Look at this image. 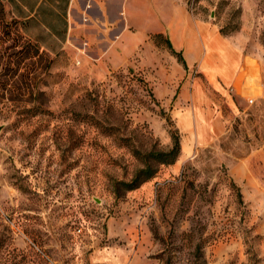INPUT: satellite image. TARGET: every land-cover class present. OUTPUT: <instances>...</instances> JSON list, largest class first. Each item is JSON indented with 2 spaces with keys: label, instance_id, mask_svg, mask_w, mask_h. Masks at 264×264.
Masks as SVG:
<instances>
[{
  "label": "rangeland",
  "instance_id": "rangeland-1",
  "mask_svg": "<svg viewBox=\"0 0 264 264\" xmlns=\"http://www.w3.org/2000/svg\"><path fill=\"white\" fill-rule=\"evenodd\" d=\"M159 2L161 19L190 25L186 43L202 41L206 66L179 61L168 30L114 65L46 51L2 19L0 240L18 254L0 247V264H264V0ZM146 16L136 38L160 29ZM178 98L199 136L176 123ZM214 115L226 134L208 136ZM172 131L176 161L116 196L114 180L142 165L133 149H168Z\"/></svg>",
  "mask_w": 264,
  "mask_h": 264
},
{
  "label": "crops",
  "instance_id": "crops-1",
  "mask_svg": "<svg viewBox=\"0 0 264 264\" xmlns=\"http://www.w3.org/2000/svg\"><path fill=\"white\" fill-rule=\"evenodd\" d=\"M167 1L171 3V0ZM161 5L159 0H0V23L2 19L15 22L26 38L46 51L67 54L75 52L82 58L81 52L86 54L88 50H93L96 57L92 58L107 59L114 65L128 62L137 52L147 50L152 43V34L168 30V39L177 52L181 55L183 53L184 62L187 65L204 67V63L208 62L206 54L200 55L199 47L202 48V41L198 43L193 40V46L186 43L183 39L184 29L190 28V25L182 20L180 15L168 21L161 19L157 14ZM175 10L180 13L178 9ZM149 14H154L160 29L152 30L148 27L144 31L145 35L136 38L137 32L139 35V30L143 29V17ZM148 23L146 22V26ZM125 37L132 41L131 51L128 53L125 51ZM74 43L79 44V52L74 51ZM101 45H104L103 51L99 50ZM211 49L210 46V51ZM231 53L234 58L229 61H233L234 65L222 72V80L225 84L234 86L240 76V68L245 64V57L240 47L235 44L227 46V55ZM211 54L212 51L210 57ZM140 57L137 62L141 66L143 54ZM210 71H215L213 76L217 78L218 70ZM175 104L183 109H179L174 117L176 123L188 132L184 136H199L193 110L188 111L187 107L182 105L181 98H178ZM228 130V125L217 115H214L208 124V136H222Z\"/></svg>",
  "mask_w": 264,
  "mask_h": 264
},
{
  "label": "trees",
  "instance_id": "trees-1",
  "mask_svg": "<svg viewBox=\"0 0 264 264\" xmlns=\"http://www.w3.org/2000/svg\"><path fill=\"white\" fill-rule=\"evenodd\" d=\"M155 35H161L157 33ZM167 43L171 52L176 54L179 61L184 63V58L180 52H177L171 45L170 40L167 38ZM34 44V43H33ZM38 52V49L36 50ZM172 143L168 149L152 148L150 150L141 152L138 149H133L134 155L140 159L142 165L138 167L132 174L129 180H114L113 192L116 196H120L122 191H129L139 187L144 182L150 180L155 176L160 165L172 164L176 161L180 153V137L175 131L171 132ZM238 194L241 196V192L238 190ZM0 247H4V251L11 256L17 255L18 251L13 248H8L6 240H0ZM23 253V252H20ZM24 255V254H23Z\"/></svg>",
  "mask_w": 264,
  "mask_h": 264
}]
</instances>
